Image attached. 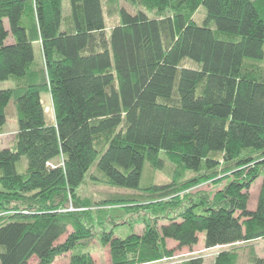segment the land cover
<instances>
[{"label":"trees","instance_id":"16d2710c","mask_svg":"<svg viewBox=\"0 0 264 264\" xmlns=\"http://www.w3.org/2000/svg\"><path fill=\"white\" fill-rule=\"evenodd\" d=\"M128 2L145 11L121 8L108 28L102 0H69L67 17L63 0H0V82L14 85L0 89V136L12 102L18 117L14 142L0 151V210L11 207L6 221L0 217V264H53L70 252L69 264H96L73 251L92 236L83 218L109 207L155 215L142 235L102 233L110 264L159 261L172 255L166 240L192 249L202 233L210 250L264 239V0ZM201 7L204 25L193 20ZM47 92L52 124L42 104ZM24 157L27 169L19 173ZM165 159L192 180L143 187L146 170L164 171ZM95 163L102 178L94 180L162 199L68 211ZM222 168L231 179L222 190L212 199L191 197ZM160 211L168 222L158 227L152 221ZM239 255L222 250L214 264H238ZM246 256L244 264H264L255 253Z\"/></svg>","mask_w":264,"mask_h":264},{"label":"rangeland","instance_id":"374dc122","mask_svg":"<svg viewBox=\"0 0 264 264\" xmlns=\"http://www.w3.org/2000/svg\"><path fill=\"white\" fill-rule=\"evenodd\" d=\"M64 6V17H67L70 13V4L69 0H63ZM103 9L106 15L111 14L107 20L108 28L114 27L118 20V11L121 8L126 9L130 13H136L139 10L145 11L142 7L133 6L128 2V0H102ZM113 10V11H112ZM113 12V13H112ZM169 15L170 12H167ZM150 17L155 16V12H148ZM206 10L204 7H201L193 16V20L198 25H204L206 22ZM107 18V17H106ZM8 25V24H7ZM210 27L213 28L212 25ZM42 63V60H41ZM264 65V63H263ZM186 66H196L195 63L186 62ZM14 87L13 83L11 82H0L1 89H10ZM42 104L45 111V117L48 124H52L54 121V109L52 105V100L50 94L43 93L42 94ZM8 123L5 127V133L3 136L0 137V151L11 146L14 142L15 135L17 134L18 129V120L17 115L15 112V108L13 102L11 103L8 109ZM17 123V126H16ZM161 158H164V155H161ZM167 163V167L164 171L157 172L150 168L146 170L143 187H147L151 182L153 185L157 186H164L170 187L174 186H181L184 183L192 180L193 175L189 173H184L181 169H176L173 165L168 163L167 159H165ZM97 163V162H96ZM96 163L92 167L90 173L87 174L85 185L79 189L77 192V199L75 202H70L68 211L71 212H79L77 209L78 206H83V204H87L89 206L92 205H100V204H121V203H149L157 200L162 199V193L160 195L156 194L151 191H139V192H130L121 189L111 188L107 185L101 183V181H96L94 178H102L100 174L96 171ZM27 169V159L24 157L22 158L17 164V170L19 173H23ZM224 169L222 168L219 170L217 180L215 182H211L209 184H204L198 188L192 194L191 197H194L196 201H199L202 197H209L213 198L215 193L219 190H222L230 181L229 177H224ZM180 171V172H179ZM263 178H259L251 187L250 190V200L248 204V209L250 211H254L257 207L258 196L260 192V187L262 184ZM110 206V205H109ZM1 207L0 210V217H4L5 221L7 220V214L9 212L8 209L11 207L6 206ZM93 207L92 209H95ZM116 207H109L108 211L104 214L103 212L98 214L95 213L91 215L92 219L87 217L83 218L84 223L87 226H91L93 228L92 236L88 239L81 241L79 245L74 249L73 254L82 253V254H91L94 258L96 264H110V254L108 247L102 244V233L113 231L115 237L126 238L131 233H135L138 235H142L144 233L146 223L148 219L155 218L152 210L145 211L143 208L139 207V211L137 208L134 210H116ZM8 210V212H5ZM158 214V219L153 220L152 222H156L157 226H161L162 224H166L168 220L166 219V212H156ZM173 215V214H172ZM78 216L81 217L78 213ZM164 216V217H163ZM1 219V218H0ZM82 219V220H83ZM150 222V221H149ZM150 222V223H152ZM71 231V229H70ZM67 235L63 236L59 242H64ZM200 241L199 244L193 247L192 249L189 248H179L178 244L172 240L165 241L166 250L171 251V256H164L159 261H155L152 263L147 264H189V262L193 259L203 258V264H214V259L217 254L222 250H229L232 248H236L238 254H242L239 258L238 264H244L246 261L247 256L252 253L264 258V239L256 240L250 243L245 244H238L235 247H224V248H215V249H206L204 247V238L205 235L202 233L199 235ZM72 253L64 254L57 257L53 264H69L70 257ZM244 255V256H243ZM34 264V262H32Z\"/></svg>","mask_w":264,"mask_h":264},{"label":"crops","instance_id":"0c3cea01","mask_svg":"<svg viewBox=\"0 0 264 264\" xmlns=\"http://www.w3.org/2000/svg\"><path fill=\"white\" fill-rule=\"evenodd\" d=\"M64 3V2H63ZM68 16L70 15V13L69 14H67ZM6 23V22H5ZM6 26L8 27V25H7V23H6ZM14 42V40L10 37L9 39H8V43L9 44H12ZM34 50H35V56H36V60H37V62H41V60L43 61V52H42V44H41V41H37V42H35L34 43ZM13 87H11L10 89H12ZM1 89V88H0ZM2 90H5V89H2ZM17 115V114H16ZM17 120H18V117H17ZM8 121H9V119H8ZM8 123V122H7ZM7 126V124L5 125V127ZM16 126H17V123H16ZM5 127H4V133H5ZM17 132H18V129H17ZM1 136H3V135H1ZM0 136V137H1ZM8 148V147H7ZM6 149V148H5Z\"/></svg>","mask_w":264,"mask_h":264}]
</instances>
